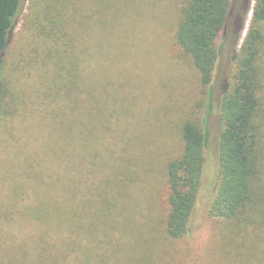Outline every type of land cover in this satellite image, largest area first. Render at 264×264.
Listing matches in <instances>:
<instances>
[{
  "label": "rangeland",
  "instance_id": "rangeland-1",
  "mask_svg": "<svg viewBox=\"0 0 264 264\" xmlns=\"http://www.w3.org/2000/svg\"><path fill=\"white\" fill-rule=\"evenodd\" d=\"M110 2L106 36L96 27L75 42L72 19L62 20L66 37L51 35L44 0L23 2L0 80V264H57L68 241L64 264H224L228 221L210 213L216 154L180 239L164 228L166 165L182 153L192 112L217 138L236 38L223 43L210 98L176 38L179 0Z\"/></svg>",
  "mask_w": 264,
  "mask_h": 264
},
{
  "label": "trees",
  "instance_id": "trees-1",
  "mask_svg": "<svg viewBox=\"0 0 264 264\" xmlns=\"http://www.w3.org/2000/svg\"><path fill=\"white\" fill-rule=\"evenodd\" d=\"M85 1L44 0L47 7L43 14L48 16L44 15L43 31L51 35L59 32L66 37L62 20L67 16L75 23L73 40H78L80 31L92 38L96 27L106 36L103 19L108 17L111 0H95L96 6L89 10L83 6ZM179 1L181 18L176 38L183 56L190 58L197 68L201 83L208 89L207 97L217 78L223 43L233 38H236L233 49L236 68L231 80L223 78L222 88L218 87L222 92L216 97L221 118L217 138L211 137L207 122L195 118L194 112L182 122V153L170 158L166 165L164 228L172 239L189 233L208 158L214 152L216 195L210 213L228 221L220 246L226 257L224 264H264V0ZM23 2L0 0V80L3 56ZM129 6L126 4L124 10ZM250 12V26L242 37ZM102 41L94 40L101 48ZM85 48L89 50L87 43ZM57 249L56 262L64 264L71 250L70 242L57 244Z\"/></svg>",
  "mask_w": 264,
  "mask_h": 264
}]
</instances>
